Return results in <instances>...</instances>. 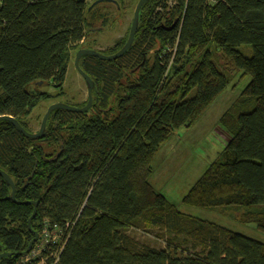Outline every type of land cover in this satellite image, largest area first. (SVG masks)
<instances>
[{"label": "trees", "instance_id": "obj_1", "mask_svg": "<svg viewBox=\"0 0 264 264\" xmlns=\"http://www.w3.org/2000/svg\"><path fill=\"white\" fill-rule=\"evenodd\" d=\"M169 2L145 4L123 57L81 59L95 82L88 112L55 110L36 139L0 121V170L16 185L14 201L0 175V254H11L0 264H21L46 223L68 236L63 247L52 248L57 264H264L263 242L182 213L151 183L155 159L175 132L199 122L238 74L250 76L241 103L252 110L222 118L230 136L222 159L184 203L258 207L243 222L264 234V0ZM94 3L3 0L0 117H13L33 133L29 118L51 96L29 87L53 83L63 89L73 52L89 49L95 22L108 24L102 11L107 2ZM242 46L252 48L251 57ZM147 227L163 232L165 248L129 234Z\"/></svg>", "mask_w": 264, "mask_h": 264}, {"label": "rangeland", "instance_id": "obj_2", "mask_svg": "<svg viewBox=\"0 0 264 264\" xmlns=\"http://www.w3.org/2000/svg\"><path fill=\"white\" fill-rule=\"evenodd\" d=\"M95 0L94 2H96ZM102 9L108 15L107 25L101 21L95 22L86 41L87 47L105 55H111L119 43L130 35L134 15L140 0H113ZM94 2H88L90 4ZM173 2V1H172ZM130 28V29H129ZM240 51L247 57L252 56V48L242 46ZM73 52L68 74L61 90L53 83H36L29 90L36 93H46L51 98L42 101L31 114L28 125L33 133L40 130L43 118L54 104H65L80 107L88 102V84L76 66L77 54ZM215 60L221 69L223 61L219 53ZM251 82L250 76L238 74L227 91L219 98L194 126L183 127L172 136L161 149L154 162L152 185L164 194L180 211L188 216L206 220L230 229L244 236L264 243V234L255 224H245L244 215L255 211L258 207L226 206L213 209L190 207L184 203V198L192 187L205 174L211 164L222 159L230 136L222 125L226 114L237 117L242 112H249V106L243 105L242 94ZM129 234L152 247L165 248L163 232L157 227H147L141 230H130Z\"/></svg>", "mask_w": 264, "mask_h": 264}, {"label": "water", "instance_id": "obj_3", "mask_svg": "<svg viewBox=\"0 0 264 264\" xmlns=\"http://www.w3.org/2000/svg\"><path fill=\"white\" fill-rule=\"evenodd\" d=\"M148 1H150V0H140V2L138 3V6H137L136 11H135V15H134V20L132 22V26H131V29H130V35H129L128 41H127L126 45L119 52H117V53H115L113 55H105L102 52H99V51H96V50L82 49V50H80L77 53L76 66H77L79 72L81 73V75L83 76V78L86 80V82L88 84V97H89V100H88V104L85 107H74V106H69V105H65V104H54V105H52L50 107V109L48 110L46 116L43 118L40 130L37 133H30L27 130H25L24 127L17 120H15L13 117H9V116L0 117V121H2V120L10 121L26 137L32 138V139H36V138H41L46 133L48 121L50 119L51 114L55 110H66V111H70V112H80V113L88 112L94 105L93 92H94V89H95V82L81 68V65H80L81 59L83 57H85V56H93V57H97V58H99L101 60L113 61V60H117V59L123 57L125 55V53L131 49V47L133 46V44L135 42L136 35L138 33L139 26H140L141 12H142L143 7L145 6V4ZM104 2L115 3V1H113V0H98V1H96L93 4V6H95L97 4H100V3H104ZM0 175L5 179L7 184L12 188V190H13L12 191V199L14 201H16V185H15L14 181L12 180V178L7 173L3 172L2 170H0ZM38 204H39L38 202L34 203L36 208H37ZM36 216H37V209H35V212H34L33 216L29 220V227L31 229H32V227H31L32 221L35 219ZM38 238H39V234H36V237L33 240V242L30 243L28 252L31 251V249L33 248V245L37 242ZM9 256H11V254H9V253L0 254V260L5 258V257H9Z\"/></svg>", "mask_w": 264, "mask_h": 264}, {"label": "built area", "instance_id": "obj_4", "mask_svg": "<svg viewBox=\"0 0 264 264\" xmlns=\"http://www.w3.org/2000/svg\"><path fill=\"white\" fill-rule=\"evenodd\" d=\"M31 3L37 0H29ZM95 0H87V2H94ZM172 4L173 0H169ZM220 0H211V3H217ZM3 4V0H0V6ZM68 237V236H67ZM65 232H63L58 227H55L53 230L50 229L48 223L39 236L37 242L34 244L32 250L23 258L21 264H47L49 258L55 259V264L59 261V253L53 254L52 248L54 246L63 247L67 238ZM51 251L50 257H46V253Z\"/></svg>", "mask_w": 264, "mask_h": 264}, {"label": "bare ground", "instance_id": "obj_5", "mask_svg": "<svg viewBox=\"0 0 264 264\" xmlns=\"http://www.w3.org/2000/svg\"><path fill=\"white\" fill-rule=\"evenodd\" d=\"M101 4V3H100ZM131 27V26H130ZM130 29V28H129Z\"/></svg>", "mask_w": 264, "mask_h": 264}]
</instances>
